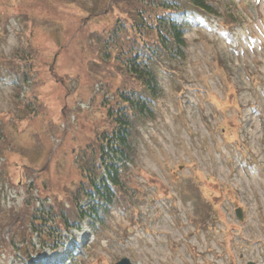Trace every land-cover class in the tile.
Wrapping results in <instances>:
<instances>
[{"label": "rangeland", "instance_id": "374dc122", "mask_svg": "<svg viewBox=\"0 0 264 264\" xmlns=\"http://www.w3.org/2000/svg\"><path fill=\"white\" fill-rule=\"evenodd\" d=\"M108 1L0 0V264H264V0L186 21L113 204L79 194L118 90L140 91L95 43L126 17Z\"/></svg>", "mask_w": 264, "mask_h": 264}, {"label": "trees", "instance_id": "16d2710c", "mask_svg": "<svg viewBox=\"0 0 264 264\" xmlns=\"http://www.w3.org/2000/svg\"><path fill=\"white\" fill-rule=\"evenodd\" d=\"M126 1L112 0L108 8L116 9L118 11H114L126 17L124 20L118 18L117 24L111 30L102 31L95 43L104 49L111 50L109 46L117 48L118 57L114 58L115 61L122 67L126 76L134 80L141 89L142 98L136 101L132 95L122 96L121 102L126 110L109 113L113 129L110 134L100 139L102 146L99 154L100 151L104 152L103 145L106 143L113 158L125 157L131 161L133 151L131 134L135 120L145 119L153 114L151 100H157L161 92L156 65H162L164 58L173 62L184 58L185 17L194 10L207 15L214 14L215 0H128L129 8ZM30 60H33L32 54ZM132 118L135 120L131 121ZM97 155L98 151H95V158ZM107 162L105 161L104 165L109 173V181L113 187H120L119 169ZM100 169L101 166L89 168V165L85 168L87 186L80 188L79 194L112 203L116 193L108 187L107 181L99 182L97 171ZM91 210L96 212L95 209ZM46 213L40 210L35 215V220L42 226L48 219ZM63 222L67 223L65 220H62ZM64 228L67 229L68 226ZM38 230H33V233H37ZM48 235L52 233L49 232Z\"/></svg>", "mask_w": 264, "mask_h": 264}, {"label": "water", "instance_id": "95a60500", "mask_svg": "<svg viewBox=\"0 0 264 264\" xmlns=\"http://www.w3.org/2000/svg\"><path fill=\"white\" fill-rule=\"evenodd\" d=\"M237 215H238L239 218H241V219L243 218V214H242L241 210L237 211ZM116 264H133V263H131V261L128 258H123L122 260H120ZM249 264H253V263H249Z\"/></svg>", "mask_w": 264, "mask_h": 264}]
</instances>
